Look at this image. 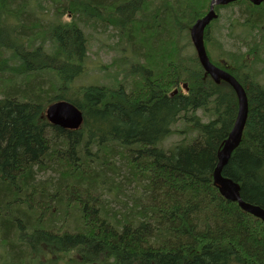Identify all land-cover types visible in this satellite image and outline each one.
<instances>
[{
	"label": "trees",
	"instance_id": "16d2710c",
	"mask_svg": "<svg viewBox=\"0 0 264 264\" xmlns=\"http://www.w3.org/2000/svg\"><path fill=\"white\" fill-rule=\"evenodd\" d=\"M211 1L0 0V264H264V221L213 178L238 98L189 50ZM232 6L231 47L220 15L204 33L248 97L222 174L264 208V1L215 11ZM87 29L117 38L114 87L76 83ZM61 100L83 112L78 129L46 118Z\"/></svg>",
	"mask_w": 264,
	"mask_h": 264
},
{
	"label": "water",
	"instance_id": "95a60500",
	"mask_svg": "<svg viewBox=\"0 0 264 264\" xmlns=\"http://www.w3.org/2000/svg\"><path fill=\"white\" fill-rule=\"evenodd\" d=\"M233 1L236 0H212L208 14L203 18L198 19L191 27V38L204 69L213 77V79H215V81L219 82L221 79L227 81L237 93L239 101V111L235 124L224 143L223 149L218 155V164L213 174L214 181L219 186L223 196L229 200L237 201L242 209L260 217L264 221V208L245 202L240 193V185L233 179L222 174L223 167L228 162L233 150L237 147L242 138L248 115V99L245 89L237 79L210 61L206 53L203 34L206 26L217 17V13L214 11V6L216 4L225 5ZM250 1L259 5L264 0ZM46 114L47 118L53 124L66 129H78L84 120L83 112L78 107L65 100L50 105L47 108Z\"/></svg>",
	"mask_w": 264,
	"mask_h": 264
},
{
	"label": "rangeland",
	"instance_id": "374dc122",
	"mask_svg": "<svg viewBox=\"0 0 264 264\" xmlns=\"http://www.w3.org/2000/svg\"><path fill=\"white\" fill-rule=\"evenodd\" d=\"M235 7L232 6L228 8H221L219 10L220 17L213 24L215 31L218 32V35L222 36V38L226 41L225 43L228 47H231V39L228 37L230 36V31L228 29L227 19L231 15L234 16V13H232L233 9L239 10L238 7ZM50 17L51 13L45 10L41 11L38 9L37 12L35 11L34 13H32L31 19H43L45 22L49 20ZM99 30L103 31L101 26L99 27ZM25 31L28 32V30L26 29ZM87 32L93 33L94 36L89 46L88 55L86 56V71L76 79L77 85L104 84L108 85L109 87L116 86L117 72L114 68L111 67V63L113 61V58L115 56L116 58H119V55L115 54L116 52L113 49L114 44L116 47L117 40V38L113 36V30H106V32H102L101 34L95 33L92 29H87ZM189 50L193 51L194 47L190 46ZM251 63L252 60H249V64ZM259 67H261V65H257V68ZM176 127L178 130L182 129L183 123L179 121ZM182 138V133H179V136L178 134H174L173 136L171 135L167 138V140L169 139V141H166V145H169V143L172 141H176L177 139L180 140ZM52 174L53 173H51L50 175ZM112 204H117L116 207H119L120 205L118 202H112Z\"/></svg>",
	"mask_w": 264,
	"mask_h": 264
},
{
	"label": "bare ground",
	"instance_id": "6f19581e",
	"mask_svg": "<svg viewBox=\"0 0 264 264\" xmlns=\"http://www.w3.org/2000/svg\"><path fill=\"white\" fill-rule=\"evenodd\" d=\"M216 5H218V4H216ZM215 5V6H216ZM215 6H214V11H215ZM210 11V10H209ZM216 12V11H215ZM177 91V90H176ZM61 101H64V100H61ZM66 101V100H65ZM59 102V101H58ZM67 102H69V101H67ZM55 103H57V102H55ZM71 103V102H70ZM54 104V103H53ZM72 105H74L73 103H71ZM52 105V104H51ZM50 106V105H49ZM48 106V107H49ZM74 106H76V105H74ZM77 107V106H76ZM46 111H47V109H46ZM46 117H47V114H46ZM48 119V118H47ZM48 121L50 122V123H52L49 119H48ZM53 124V123H52ZM223 149V148H222ZM221 152V151H220Z\"/></svg>",
	"mask_w": 264,
	"mask_h": 264
}]
</instances>
